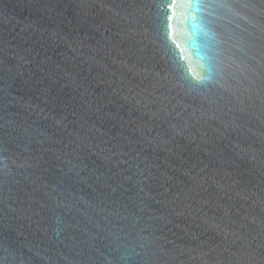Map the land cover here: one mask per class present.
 Returning a JSON list of instances; mask_svg holds the SVG:
<instances>
[{
    "label": "water",
    "instance_id": "obj_1",
    "mask_svg": "<svg viewBox=\"0 0 264 264\" xmlns=\"http://www.w3.org/2000/svg\"><path fill=\"white\" fill-rule=\"evenodd\" d=\"M0 264H264V0H0Z\"/></svg>",
    "mask_w": 264,
    "mask_h": 264
}]
</instances>
